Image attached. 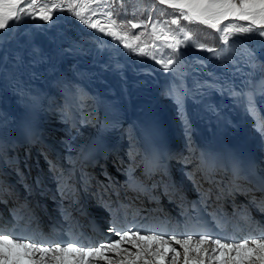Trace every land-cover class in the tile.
<instances>
[{"label": "snow or ice", "instance_id": "1", "mask_svg": "<svg viewBox=\"0 0 264 264\" xmlns=\"http://www.w3.org/2000/svg\"><path fill=\"white\" fill-rule=\"evenodd\" d=\"M119 2L122 0H0V38L25 19L55 23L59 19L55 13L67 11L102 34L98 39L103 43H107L104 36L110 37L129 54L149 57L165 72L175 74L179 70L173 67L177 60L172 56H179L182 46L210 52L213 58L223 62L236 53L234 46L239 41L235 37H264V0H152V10L164 16L171 9V18H154L150 11L146 21L119 20L113 7ZM157 5L166 7L157 9ZM181 21L187 23L182 25ZM191 24L220 33L226 47L217 50L199 42L187 26ZM138 28H144L145 32L130 31ZM145 35L147 40L142 38ZM261 70L264 71V65ZM181 91L182 85L176 83L168 94L178 97ZM244 95L248 97L249 110H253V94ZM261 131L264 133V124ZM253 203L264 211V200ZM109 230L119 238L99 246H86L79 241L44 246L43 242L38 244L17 235L15 229L0 227V264H264V227L260 228L259 238L242 242L212 238L208 232L178 236L141 234V230L121 231L114 227ZM210 244L214 247H209Z\"/></svg>", "mask_w": 264, "mask_h": 264}, {"label": "rangeland", "instance_id": "2", "mask_svg": "<svg viewBox=\"0 0 264 264\" xmlns=\"http://www.w3.org/2000/svg\"><path fill=\"white\" fill-rule=\"evenodd\" d=\"M151 4L152 0H122V2L115 3L113 7L118 15V19L121 21H146L150 11L154 18H171V9L167 10V15L160 16L158 10H152ZM21 7H23V5H21ZM161 7L166 6L157 5V9ZM55 15L58 16L59 19L55 20L53 26L48 27V33L43 34L45 37L47 36L50 38V40H48L49 50L46 51L44 48L45 51L42 55H28L27 61L23 66L26 67L28 62H33L32 65H35L36 62L46 60L47 53L53 56L55 64L49 65L50 71L46 72L48 70L47 68L43 73L41 72L38 75L45 79L46 76L43 74L50 72L54 73L53 81H49V84L43 88L47 89V92L49 90V93H47L48 98L51 96L50 92L53 91L54 93H58L64 85H68L74 92L81 93L90 98L92 96L87 95L88 91L82 92L81 90L87 88L90 89L88 81L92 80H94L96 84L99 83V81H105V83L107 82L110 86L116 89V85L113 82L117 81V79L115 78L114 72L109 69V67L115 57H118L115 66H117L118 70L121 72L124 70L129 71L127 76H136L145 73L153 77L154 83L159 89V95L161 94L162 96H160V98L163 99L165 105L170 108L172 116L182 130L180 139L182 148H185L186 150L184 153L187 152V157L195 155L197 150L196 146L199 144L197 141L198 137L196 136V126L194 124L195 114L190 107L192 106L190 90L194 89V87H196L195 89L201 90L202 95L210 91L213 92L208 95H211V97L214 95L216 97L218 96L216 99L217 101H220L222 96L230 94L231 91H240L241 94L238 99V104L241 108L239 115L235 116L241 117L238 119L240 120V123L237 122L240 125L243 123L246 133L250 135V138H253L254 136L255 138H258L259 144H261V149H264V133L261 131V125L264 124L262 118V113L264 111V94H262L264 93V87L262 86L264 84V71L261 70V66L264 65V43H261V41L264 40V37H235L234 39L239 41V43L234 46L236 53L234 56H231L230 59H226L223 62L213 58V55L210 52L201 51L194 47L182 46L180 49V55L172 56V58L177 60V63H175L173 67L179 70L178 73L174 74L171 71L165 72L160 64H157L156 61L149 57L139 56L134 53L129 54L128 50L125 49L123 45L118 46L119 50H109L107 54L108 60L105 54V56L102 57L105 60L99 61L96 57V51L103 44L102 41L98 39V37L102 35L97 33L96 30L88 28L67 11L57 12ZM44 23L47 22L25 19L16 28L8 31L6 36L0 38V90L10 89L7 98L10 100L14 99L18 102L17 106L23 103L25 97L22 99L17 92H14L12 88H10V86H13V88L23 87L21 84H24L28 74H25L20 70H13V68H17V66L20 65L22 60L21 56L15 58L14 53L21 48V46L25 47L28 45L25 41L28 37V30L31 29L32 33L35 31L32 29L33 27L40 28L38 25ZM181 23L183 25L187 22L181 21ZM187 26L193 30L196 40L199 42L205 43L217 50L226 47L221 41L220 33L214 32L213 30L199 24H191ZM130 31L139 34L145 32V29L138 28L131 29ZM142 38L145 40L148 39L147 35ZM181 38H183L182 35ZM29 39L33 42L40 41V37L36 39L35 37H32L31 34L29 35ZM33 47H29L30 52L37 49L36 45ZM32 49L34 50L32 51ZM249 53H251V55H249ZM162 55H166V53H162ZM79 61H81L86 67L93 69L90 76L88 74L83 76V71L77 69L79 66L77 62ZM98 62L99 67L102 66L105 71L96 74L95 77L97 80L95 81L92 74L96 69L95 67H97ZM253 65H255V67H253ZM127 76L125 77L127 78ZM230 78H232V80ZM34 79L35 78H33V81ZM207 80H214L212 83L214 85H210ZM199 81H202L203 83L198 84L197 82ZM35 83L36 81H30L31 89H38L39 85H35ZM95 83L94 85H96ZM176 83L182 85V91L178 97L176 95L168 94ZM94 89L92 90L95 91ZM249 92L253 94L254 108L257 109V113H248L250 112L248 108V97L244 94ZM95 93L93 92L94 95H96ZM28 94H30V92H28ZM3 100L6 104L9 103L8 100L2 98L0 99V106H3ZM41 104L42 102L40 101V106ZM85 110V116L88 117V121L94 122L96 115L95 108L92 107V102L86 103ZM248 118H251L250 121H252L253 124H246ZM174 119L172 126L178 130L177 126H175L176 122ZM130 123H127V126H130ZM91 125L92 123L88 126L91 127ZM80 133L83 132L80 131ZM131 133V126L127 132L124 130V134L131 138L132 143L133 138ZM84 135H86V133L81 134L80 138L82 136L84 137ZM80 143L82 142H76L77 145H80ZM77 145L71 146L77 147ZM64 151L65 149H63V152ZM260 152L264 153V150H260ZM194 160L195 157H191V164L188 166L190 169H188L187 172H189L196 164V161Z\"/></svg>", "mask_w": 264, "mask_h": 264}, {"label": "bare ground", "instance_id": "3", "mask_svg": "<svg viewBox=\"0 0 264 264\" xmlns=\"http://www.w3.org/2000/svg\"><path fill=\"white\" fill-rule=\"evenodd\" d=\"M53 24L55 23L47 22L44 24H39L38 26L40 28L33 27L32 29L35 31H33L32 33H31V29L28 30L27 32L28 35L26 34L28 37L25 39L28 45L25 47L21 46V48H19L14 53L15 58H18L19 56H21L22 60L20 62V65H18L17 68H13V70L14 71L20 70L21 72L23 71L25 74H28V76L26 77L24 84H21L23 85V87L13 88V86H10V88H12L14 92H17L19 96H21L22 99L25 97L23 100V103H21L20 105L17 106L18 102H16L14 99L10 100L7 98L9 96L10 89L0 90V99L5 98L9 102L12 101L15 104L14 105L15 108H11L10 111L9 109L4 108L0 112V121H3L4 123L3 125L10 126L6 130H13L14 127L22 124L26 116H28L29 113L34 110L39 111V114L43 116L40 108L43 107L45 103L44 100L48 98L47 93H49V90L47 92V89H43V88L49 84L48 83L49 81L50 82L51 80L53 81L54 73L50 72L47 74H43L46 76L45 79H43L42 77H39L38 75L41 72L43 73L47 68L48 70L46 72L50 71L49 65L55 64V60L53 59V56L47 53L46 58H45L46 60L36 62L35 65H32L33 62H28L26 67H23V66H24V63L27 61L28 55H32V54L42 55L45 49L46 51L49 50L48 40H50V38H48L47 36L45 37V35L43 34L48 33V27L53 26ZM30 34L32 37H35L36 39L40 37V41H35V42L31 41V39H29ZM103 41H107V43L102 42L103 44L96 51V54H97L96 57H97V60L99 61L105 60L102 57H104L105 54L107 57L109 50H114V49L119 50L118 43L116 41H113L110 37L104 36ZM34 45L37 46V49L35 51H33L34 49H32L33 52H30L29 47L32 48ZM117 58L118 57H115L113 61L114 63L111 62L112 64L109 67V69H111L114 72L115 78L117 79V81L113 82L116 85V89L110 86L107 82L105 83V81H99V83L97 84L94 82V80L88 81L90 85V89L95 88L94 90L96 91V93L95 91L94 93L96 95H99L101 93H106V96H112L114 99L113 103H114V107L116 108L114 110V113L112 112V116L107 117V119L106 118L102 119L106 121L107 127L111 126V124L114 122L119 124V126H122L123 124H126L127 122L128 123L133 122L134 117L132 115V112L130 111V107L136 106L137 112L141 111L142 113H145V115L142 116L144 118H147L149 115L158 114V122L156 124V130H158V135H160L161 133H164L167 137L171 138L173 142L177 141L178 139L175 136L178 135V132H177V129H175L172 126L173 118L171 117V121H168L163 115V113L165 112L170 114L171 110L167 105H165V103L163 102V99L160 98L159 89L154 83L153 77L145 73H141L136 76L134 75L127 76V74H129V71L124 70L123 72H121L118 70L117 66H115L117 62ZM107 60H108V57H107ZM77 64L79 65L77 69H81L83 71L84 73L83 76L86 74L90 76L93 70L92 68L86 67L85 65H83L81 61L77 62ZM98 64L99 62L97 63V67H95L96 69L94 70L92 74L95 81L97 80L95 75L100 72L105 71V69H103L102 66L99 67ZM125 76H127V78ZM33 78H35L34 81H33ZM230 79L232 80V78ZM30 81L32 82L36 81L35 85H39L38 89H31ZM207 82H209L210 85H214L212 84L214 80H207ZM94 83L96 85H94ZM197 83L200 84L203 82L199 81ZM262 86L264 87V84ZM195 88L196 87L190 90L191 99H192L191 101L192 106L190 107L192 108L195 114L194 124L196 126V136L198 137L197 141L201 142V149L204 150L202 154V159L206 161L209 155H216L218 153H221L222 155H225V156H235L236 155L239 157V158H236V160H241V161H243L244 160L243 158H246V157H254L255 160H258V164L264 167V160L260 161L259 155L257 154L259 153L263 155L264 153L260 152V150H257V152L255 150H251L253 146L256 148V146L260 145L258 138H255V136L253 138H248V137H245L244 135L238 138L235 137L236 134L237 136L242 135L241 133H239V130L237 129V128L242 129V125H240L237 122L239 119V116H235V115H239L240 113L241 107L238 104V99L240 95L233 94V93L241 94L240 91H237V90L231 91L230 94H226L222 96L220 101H217L216 99L218 96L216 97L214 95L213 97H211V95H208L213 92L210 91L202 95L201 90H198ZM28 92H30V94H28ZM40 101L42 102L41 106H40ZM145 102H146V105H145ZM154 106L156 107V109L154 108ZM1 107L2 106H0V109ZM29 108H33V110L28 111ZM119 109L121 110L122 115H123V118L121 120H119L120 115H118ZM9 113L13 115L12 120L9 118H6L5 120H3V116ZM16 113L18 114V116L15 119ZM123 119L125 121H123ZM80 131L84 133V131L80 129L73 130V133H72L73 140L69 139L68 143L61 142L62 149H64L66 145H69L67 147H70L71 145L72 146L77 145L76 142L78 141L82 142L88 133H86L84 137L82 136L80 138V135L83 134V133H80ZM213 131H215L216 133L220 135L218 137H214L210 135V133ZM174 132H175V135L173 134ZM80 148L81 146L79 147L78 150H80ZM194 161H196V164L193 167L201 166L202 161L200 160V158L197 157L195 158ZM193 167L191 168V170H193ZM191 170L189 171L190 173H191ZM203 174L204 172H200L199 175H203ZM216 179H218V176L215 178V180ZM69 180H70V177L68 176V174L61 175L62 183L68 182ZM215 180L212 182V184L216 183ZM219 185H220V182H218V186ZM210 186H213V185L210 184ZM205 188L207 189V187ZM214 193H217L218 195L220 194L219 192H214ZM176 247L178 251H181L182 253V250L179 248V245H176Z\"/></svg>", "mask_w": 264, "mask_h": 264}]
</instances>
